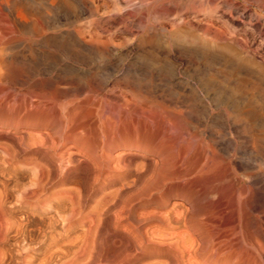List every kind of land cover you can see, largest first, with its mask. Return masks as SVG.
Masks as SVG:
<instances>
[{
  "label": "bare ground",
  "instance_id": "1",
  "mask_svg": "<svg viewBox=\"0 0 264 264\" xmlns=\"http://www.w3.org/2000/svg\"><path fill=\"white\" fill-rule=\"evenodd\" d=\"M177 1L171 2L168 0H0V83L10 84L12 81L17 80L18 82H21L23 84L24 82L26 83V81H28V83L30 82V84L28 86V93H29V95L32 96L29 98L31 100H36L35 103L32 101L31 105L29 104V106L28 105L25 106L24 111L22 108L23 113H22L21 119L24 120L26 125L29 124L32 126V127H30V130H32V132L28 135V137H26L25 134L22 132V134L18 137H12L14 135H11V137H3L4 139L2 138L3 139L2 141L6 140L7 142L15 144V146L18 149H23L24 147L26 148L27 146L39 147V148L45 149V174L40 168H38L39 165L32 168L33 172H34V174H33L34 176L32 174L31 175H32V177H34V182H32L30 184V186H32V188L31 187H30L31 189L28 188L29 190L27 192L28 198L34 199L36 201L37 205L41 204L42 207L45 206L44 207L45 211H48L50 209L54 211V213H55L54 217H57L58 220H56V218L55 219L53 218L50 220V218H49V219H47L48 222H49V220H50V222H54V223L57 221L60 225V226L55 225L56 227L59 228V231L57 230V233L58 232L59 233L56 234L57 237L56 236L52 237V240H53L52 242L56 243V246L53 244L54 247L51 248V244L49 245L51 248V252H48V254H50V256L49 255L47 256V257H49L48 259L45 257V264H48L49 261L51 264H140V263L142 264V262L145 261V256L138 250V248L135 245L123 242L124 236L120 237L119 242L118 241L116 242V240L118 239L117 238L116 240L114 239L115 242L113 240H112V242L110 241L111 242L110 244L97 245L96 247H94L93 244L90 245V243L87 241L86 236L88 235V233H90V231L93 227H92V225L87 224L86 218L89 219L90 218L89 215H91V214L88 213L89 215H87V213H83V211H81L79 209V206L77 209H79L80 211H76V205L73 202V199L71 198L70 194L67 191L62 190L60 194L55 195V192H52L50 189L51 183L55 182L58 179V177L60 176L62 168H64V169L65 168L67 169V167L68 168H80L85 173L86 172H88V173L93 172L94 173L96 171H99V170H102V169H105L106 167H108V164L111 160V157H110L111 147L110 146H113L117 143V139L114 135V128H115V126L113 125L114 122H111L110 119H107L106 117L104 118L101 116V115H104V114H101L103 111V110L101 111V108H103L102 106H100L101 101L100 102L94 101L93 103H95V102H97V103L96 104L92 103V105L90 104V101H89L90 100L89 96L91 97L90 94H92L93 92H97V91L104 89L103 85H105V84H101V82L95 83L94 74L90 71L91 70L90 68H89L90 70L85 71V73H87L86 83H90V85L92 86V87L87 86L85 88L86 93L88 95V98L85 101H83V103L77 100L78 99L77 97L80 93V92H78V87H79L78 75H80L79 74L80 71L78 70L76 65H78V63H79L78 60L80 61V59H81V56H80V54H78L77 49L82 48V49L88 51L89 53H92L93 56L100 57V56H104L107 53L106 52L107 49L112 45V42L110 40H102L98 37L99 35H96V37L95 36L93 37L92 34H94L95 32H93L91 30V32H92V34H91V32L89 31L88 28L81 27V24H79V21L82 17L91 18V17L95 16V17H97V20L94 21V23H96V24H102V19L105 16L106 17H114V18L120 17L122 19H125V21L128 18H135L138 20L137 24L139 26V27H137L138 34H135V35H138V39H137L138 45L137 46H142L143 44L150 46L151 44H153L154 39L158 35L162 36L165 39L167 38L168 40L169 39L170 40L187 39L186 41L190 40L189 42H191L192 44H194L200 48L217 49L220 52L226 54V56H227L226 62L229 65L230 62L233 63L232 61H234L238 65V73L240 76H248L249 73L247 71V67L252 68V71H254L256 74L255 75L254 72H252V74H251L252 78H254L256 81V83L254 84L255 88H257V86H258V84H259L258 82H260L261 80H263V82H264V61L257 59V56H263V58H264V0H186V2H190V3L196 4V5L198 4L196 12L197 13L205 12L206 17H208L210 19V21L212 18L211 14H212L213 10L218 9V8L221 9L223 6L225 7V5H228L227 3H229V4L232 3V4L228 5L229 6L228 12H230L228 16H230V14H232L234 11V8H233L234 5L239 6L238 10L236 12V15L241 17L240 20L241 19L244 20L245 18H249L250 23L253 26H255L254 28H251L252 30H244L243 35L245 37H248V39L250 38V42H252L251 45L249 44V46L246 44L244 45V44L240 43L239 41H238L239 43H237L236 42L237 40L236 41L233 40L230 36L231 34H228V33H230V31L227 30V28L225 29V27L223 28L222 25H224V24H221V27L223 29L227 30V32L229 31L228 33H226L225 31H219L216 29L211 30L210 29L211 27L209 28L205 25L204 26L206 28H204L203 26H200L201 28L203 27V29L198 28L196 26L194 28V27L190 26L189 22H187L185 20L182 21L183 19L181 20L182 21L181 25L174 26V28H172L170 31L165 30L160 25V22H162L160 12L163 9H168L169 6H172L173 9H177V8L181 7L182 4H180V2H177ZM45 6L47 7L46 9H45ZM222 10H224V9H222ZM187 14L190 15L191 13L190 14L187 13ZM213 15H215V14H213ZM169 16L171 18V15H169ZM169 16H168V18H169ZM34 17H39V19H42V21L39 20V22L41 21L43 23H36L35 24L34 22H32V21H34V20H32ZM45 17H46V19L50 20V24H47L49 22H46V25H47L46 27H45ZM59 17L62 18L61 21H60ZM230 17L232 18V16H230ZM168 18L166 16V18H163V20L166 21L167 23L170 22V24H171V19H168ZM214 18H216V17H214ZM196 19H197V17H196ZM198 20L199 19H197V21ZM203 22H204V20H203ZM207 22H209V21H207ZM131 23L134 24V22H131ZM201 23H199V24H201ZM226 26H227V24H226ZM227 27H229V25ZM132 28H134L133 25H132ZM231 29L232 28L230 27V30ZM47 30H51L52 32L47 33ZM106 31H108V30H106ZM101 33H102V30H101ZM103 33H105V31ZM46 34H50L49 36H55L56 35L62 40L63 39L67 40V46L69 48V54H68V57H66V59L68 61L64 64L62 69L59 68L56 71V72H61L63 70V74L67 75L65 80L62 79L63 75L59 76V75H53L51 73H49L45 79H37V76L40 75V72H41V74H45V73H43V71H42L43 69L41 68L40 64H38L39 62L37 63L38 60L36 61V58L33 57L32 51L37 50V54H38V51H40L41 49H43V48L46 49L45 48V38L47 37V36H45ZM14 35H18V37H15ZM110 35L112 36V34H110ZM111 36H110V38H111ZM112 37H114V36H112ZM133 37H135V36L133 35ZM104 38L108 39V37H104ZM115 38H117V37H115ZM116 40H118V38ZM132 40H133V38H132ZM156 40H158V39H156ZM180 41H182V40H180ZM114 45L116 47L121 46V48H122L121 43L114 44ZM99 46H101L102 48H100ZM249 47H250V49H249ZM251 47L253 49H251ZM53 48L54 47H52V49ZM12 49L16 50V53L13 54L15 56V58H18L19 56H21L20 57L21 63L24 62L23 64H25L28 68V70H27L28 75H21L19 69L12 67L14 64L12 61V58H14V57L9 55V52ZM48 49H49V47H48ZM48 49H47V51H48ZM112 52H113V50H112ZM18 53H22V54H18ZM10 54H11V52H10ZM41 55H43V54H41ZM106 55H108V54H106ZM82 58L84 59L85 57L83 56ZM231 66H232V64H231ZM20 69H21V67H20ZM227 74H228L227 72H226V74L225 73H223V74L215 73V75L213 74V77L211 75L210 80H208L206 82H202L200 79H197L195 85H197L198 88L194 87V85H193L194 89L190 90V94L194 98H196L198 96H201L202 94H206L207 89L211 88L217 92V95L221 96V94H222L221 90L225 86V83L226 84L230 83L231 89H230V92H228V93H230L229 96L235 97L238 93L239 84H241V83H237L234 81L232 82L230 80V76ZM139 77H137V78H139ZM24 79L26 81H24ZM129 79L130 78H126L124 80V82L129 83L130 82ZM132 79H135V77H133ZM143 80L144 81L147 80L146 76L143 77ZM248 80H250V79H248ZM17 81H15V82H17ZM97 82H99V81H97ZM249 82H251V81H249ZM148 84H150V82H147V85ZM63 86H65V88ZM251 88L249 87V89H251ZM129 89H131V88H129ZM241 89H245V88L241 87L240 90ZM240 92H243V91H240ZM255 92H256V94L254 95V93H253L254 97L252 96L253 97L252 101L247 106L244 105V102L243 103H236V100L232 101V100H229V98L226 99L227 100L226 102L222 100L223 102L222 101L221 102L226 105L228 112H227V115L225 117L223 115L219 116V119H220L219 122L221 124L219 130L218 131L213 130L212 129L213 127L211 126L209 129H207L206 133L204 132L205 129H204V131H202V130L200 131L201 134H204V135L206 134V138H207V142L205 141V143H207L206 150H205L206 152H205V156H202V158L204 157V160L201 163V165L199 162L200 166L197 170L192 172V170H193V168H192L191 172H189L190 169H189V171H186V172H188L187 174H184V172H183L184 176L181 174V176H183V179H181V180L183 182L187 183L189 186L190 202L188 203V205H189L188 210H186L183 207H182L183 208L182 209L180 206V208L182 209L181 212L184 209L186 210V212L184 211L185 213L183 212L184 214H182L176 210L177 208H178V210L180 209L178 207L177 203H176V205L173 206V208H171V210L172 209L176 210L179 213V214H176L175 211H173L174 215L182 214V216H184V215H186V216L182 220L180 219L181 215H180V217L175 216L176 219L178 218L180 220L176 221V222L174 221L175 226H174V234L173 235H175V236H174V238H172V239L169 238V239L171 241L174 240L175 245L172 246L171 250L168 251L169 259H168L167 264H264V94H263V90L260 88H258V90ZM144 94H147V93L144 92ZM246 94H248V93H246ZM8 95H9V93H8ZM19 96H21V95H19ZM23 96H25V95H23ZM227 96H225V97H227ZM33 97H34V99H32ZM142 97L143 96H142L141 92L139 94L137 93V96H135V101L128 103V101L124 100L121 102L122 103L121 106L125 107V110H127L128 112H134L135 111V113H136V111H138L139 114L140 113L146 114L150 109L152 110L154 108L147 109V107L145 106L146 107V109H145L139 100ZM214 98H215V96H214ZM30 99H28L27 101H29ZM167 99H168V97H167ZM232 99H234V98H232ZM243 99H245V98H243ZM11 100H13V99H11ZM207 100H209V97H208V99H206V101ZM216 100H217V98H216ZM241 100H239V101H241ZM15 101H13V102H15ZM3 102H1V104ZM20 102L21 101L16 102V103H20ZM213 102H215V101H213ZM218 102H220V101H218ZM16 103H14V105H16ZM202 103H204V102H202ZM207 103H209V102H207ZM7 105H9V104H7ZM18 105H20V104H18ZM89 105H91V107L93 106L94 108L92 107V109H89ZM12 106H13V103H12ZM202 108H203L202 112H200V113L205 115L207 108H205V107H202ZM172 109H174V108H172ZM18 110H17V113H18ZM7 111H8V109H7ZM152 111H154V110H152ZM119 112H121V111H119ZM154 112H156V110ZM154 112H152V113L154 114ZM173 112H174L173 110L172 111L164 110V112H162V115H159V116H161L160 118L165 120L167 124H170L169 127L172 126L174 128L175 127L174 124H176V123H173V122L176 121L177 119H179L180 122H182V124L180 126H183L184 128L186 127V125H190L191 121H193V115L194 114L192 115V112L190 110H185L184 112H178V113L174 112V113H176L177 116L174 115ZM124 113H125V111H124ZM124 113H123V115H124ZM149 114H151V113H149ZM157 114H160V112H158ZM138 115H136L135 118H137ZM156 115H155V117L158 116V115L157 116ZM198 115H200V114H198ZM198 115H196V116H198ZM125 116H126V114H125ZM147 116H150V115H146L145 118ZM174 116H176L177 119ZM120 117H121V115L118 117V119ZM133 117H134V115H133ZM152 117H154V115H152ZM158 117L156 119H158ZM195 118L196 117H194V119ZM120 119L122 120V118H120ZM127 119H128V117H127ZM146 119H148V118H146ZM154 119L155 118H153V121H154ZM124 120L126 121V118ZM129 120H131V119H129ZM139 120H138V122L141 124V126H139V127L146 125L147 120L144 121L143 119H140V118H139ZM148 120L151 121L150 118ZM189 120H190V122H189ZM118 121H120V120H118ZM132 121H133V119H132ZM136 121H137V119H136ZM136 121H135V123H136ZM157 121H156V123H157ZM209 121H211V120H209ZM122 122L124 123L123 120H122ZM158 123H159V121H158ZM158 123L156 124V126H159ZM171 123H173L174 126L171 125ZM116 126H118V125L116 124ZM165 126L167 127V125H164V128H165ZM131 127H133V126H131ZM229 127L231 128V131L233 130V132L236 135H238V137H237V139H239L238 141H237V139L234 140L231 137H229V135H231L228 131V130H230V129H228ZM134 128H136V125ZM150 128H151V126H150ZM152 128H153V126H152ZM162 128H163V126H162ZM128 129H131V128L129 127ZM155 129L159 130V129H157V127ZM172 129H169V130L172 131ZM175 129H174V131H175ZM138 130H140V129H138ZM156 130H154V131H156ZM160 130H161V126H160ZM115 131H116V129H115ZM161 131H163V130H161ZM171 131L170 132L166 131L167 133H164V136L167 137V135L169 133H171ZM174 131H172V133ZM92 132H94L93 135H90V133L92 134ZM137 132H139V131H137ZM131 133H132V131H131ZM155 133L156 132H154V134ZM165 134H167V135H165ZM189 134L190 133H188V135ZM197 134H198V132H197ZM162 136H163V134H162ZM200 136H202V135H200ZM123 137H124V135H123ZM170 137H168L170 139V141L174 142V144H175V142H177L175 145H176V147L179 146V147H177L178 148L177 154L180 156L183 155V157H185V156L187 157L186 154H188V153H186V151H189L188 147H184V146L180 145L181 144L180 142L183 139L180 141L181 138H179V141H175L173 139H175V137H178V136H174L172 138V135H171ZM184 137H185V135L182 138H184ZM194 138H196V135H194ZM169 139H165V140H169ZM176 140H178V139L176 138ZM162 141H164V140H162ZM184 141H185V139H184ZM203 141L201 139L202 143H203ZM160 142H161V140H160ZM172 142H171V144H172ZM186 142H188V141L186 140ZM0 143H2V142H0ZM165 144H167V143H165ZM165 144H162V147H163V145L165 146ZM171 144L169 146H172ZM177 144H179V145H177ZM169 146H167V147L169 148ZM8 147H10V146H8ZM172 147H175V146H172ZM2 148H4V147H2ZM199 148H200V146H199ZM199 148H197V150ZM169 149H171V148H169ZM192 149H190V151ZM57 151L59 153H57ZM171 151H175V150H171ZM202 152H204V151H202ZM189 153H191V152H189ZM178 155H177V158L179 157ZM197 155H196V157H197ZM183 157H181V159ZM169 158H166V159L169 160ZM177 158H176V161H178ZM202 158H201V160H202ZM113 159H114V161H116L115 163H117V165H121V164L128 163V161H129L128 159H130V158L125 157V155H123V153H119ZM185 159L186 158H184V160ZM179 160H180V157H179ZM132 161H133V158H132ZM159 161H161V160H159ZM159 161H158V163H159ZM5 162H6V160H5ZM136 163H138V162H136ZM153 163H154V161H153ZM155 163L157 164V162H155ZM178 163H179V161H178ZM164 164H165V162H164ZM180 164H182V162ZM195 164L196 163L194 162V164H192V165H195ZM136 165H139V164H136ZM155 165L152 164V167H154ZM175 165L177 166V164H175ZM115 166L116 165H114V168H117V169L119 168V167H115ZM137 167H139V166H137ZM183 167H184V164H183ZM183 167L180 169V171L184 170ZM35 168L37 170L34 171ZM141 168H143V167H141ZM195 168H196V166H195ZM13 169H14V167H13ZM175 169H176V167H175ZM135 173H136V171L134 172V174ZM137 174L139 176L140 172ZM68 177H69V175H68ZM83 177H84V175H83ZM132 177L134 178V175H132ZM141 177H142V175H141ZM169 177H171V176H169ZM166 178L168 179V177H165V179ZM176 178L174 179V177H173L174 180H176ZM161 179L162 178H160V180ZM167 179L165 181H167ZM138 182H140V181L138 180ZM138 182H136V183L138 184ZM134 184H135V182H134ZM173 184H175V183H173ZM171 185H172V183H171ZM59 186H61V185H59ZM160 187H162V186H160ZM23 190L21 191V193H23ZM20 195H19V199L21 197ZM107 199H109V198H107ZM64 202H67L69 207L63 208ZM53 203H55V205H54L55 207H53ZM31 207L32 206L30 205V208ZM37 207L38 206H33L32 208H34V210H36ZM44 210H42V211H44ZM163 214L161 213L162 216H163ZM16 216H18V215H16ZM75 216H76V218H75ZM165 216H167V215L164 214L163 218H165ZM173 217L174 216H172V218ZM27 218H28V216H27ZM92 218H90V220H88L89 221L88 223L93 224V222L95 220H93L94 218L93 219ZM21 219H23V218H21ZM31 219H33V218H31ZM170 220H171V218H170ZM12 221H13V219H12ZM168 221H169V218H168ZM50 222H49V224H50ZM7 223H5V224L7 225ZM22 223L23 222H21V224ZM1 224H2V222L0 223V225ZM21 224L18 225L16 223H13V224L9 223V225H7V227L5 226V233L9 234L10 232L13 231V233L16 234V236L17 235L21 236L20 234L23 235L24 229L21 231V227H22ZM82 224H85L88 226V228L83 227V235L81 236V234H79L80 236H78L76 234L77 236H71V232L75 229V226L82 225ZM50 225H51V227L49 226V228H51L50 230H54V226H52L53 224H50ZM167 230H169V229H167ZM171 231H172V229H171ZM154 232H156V231H154ZM157 233H155V234H157ZM160 233H158V234L160 235ZM162 233H163V231H162ZM162 233L160 236H163V238L165 240L166 238L164 237V234H162ZM164 233L166 234L165 231H164ZM172 233H170V234H172ZM8 234H6V235L8 236ZM11 236H14V235H11ZM168 236H170L169 233H168ZM168 236L166 235V237H168ZM5 237H3V238H5ZM32 241H34V240H32ZM49 241H50V239H49ZM165 241L166 242L164 244L167 245L168 239H166ZM171 241H168V245H169V242H171ZM40 242H42V241H40ZM49 243H51V242H49ZM21 244L22 243L20 242V245ZM26 244L27 243H25V246L23 245V248L21 250L22 253L20 252V256H19V257H21V259H23V262L25 261L24 263L27 262L28 255L32 251L31 247H33V246H30L32 244H30V245L29 244L26 245ZM49 246H48V248H49ZM169 246H171V244ZM34 250H36V249H34ZM1 253L3 254V252H1ZM160 256H161V254H160ZM19 257H17V258H19ZM30 258H31V256H30ZM16 260H18V259H16ZM10 261L11 260H9V262ZM146 261H148V260H146ZM17 262H16V264H17ZM161 262H158V263L157 262H149V263L143 262V264H159ZM166 262L167 261H165L164 264H166Z\"/></svg>",
  "mask_w": 264,
  "mask_h": 264
},
{
  "label": "rangeland",
  "instance_id": "2",
  "mask_svg": "<svg viewBox=\"0 0 264 264\" xmlns=\"http://www.w3.org/2000/svg\"><path fill=\"white\" fill-rule=\"evenodd\" d=\"M168 1L174 2L177 0H168ZM181 1L182 0L177 1V2H180V4H182L181 7L177 8V9H173L172 6H169L168 9H163L160 12L161 18H162L161 21L163 22V23L160 22V25L165 30L170 31L172 28H174V26L181 25L182 21L185 20V21L189 22L191 27H194V28H195V26L198 28H201L200 26H203L204 28H206L205 26H207L209 28L211 27L210 28L211 30L216 29L219 31H225L226 33H228L230 31V33H228V34H231L230 35L231 38L235 41L237 40L236 41L237 43L240 42L244 45L245 44L248 46H249V44L251 45L252 42H250V38L248 39V37H245L243 34H244V30H252L251 28H254L255 26H253L250 23L249 18H245L244 20L243 19L240 20L241 17L236 15V12H237L239 6L234 5L233 8H234L235 12L233 11V13L230 14V16H232V18L230 16H228L230 13V12H228V10H229L228 5H230L232 3H230V4L227 3L228 5H225V7L223 6L221 9L218 8V9L213 10L212 14H211L212 18L210 21V19L208 17H206L205 12H201V13L196 12L198 4L196 5V4H193L190 2H186V0H183L182 2ZM46 8L47 7L45 6V9ZM222 9H224V10H222ZM187 13H189V14L191 13V14L188 15ZM213 14H215V15H213ZM169 15H171V18ZM166 16H167V18L169 16L168 19H171V24L173 26L170 24V22L167 23L166 21L163 20V18H166ZM196 17H197V19H199L198 20L199 22L197 21ZM214 17H216V18H214ZM59 19L61 21L62 18L59 17ZM32 20H34V21H32ZM32 20L31 21L34 22L35 24L36 23H43V22H41L42 19H39V17H34ZM39 20H41V21L39 22ZM95 20H97V17H95V16H93L91 18L82 17L79 21V24H81V27H83V28H88L90 32H91V30L93 32H95L94 34H92V32H91L93 37L94 36L96 37V35H99L98 37L102 40H110L112 42V45L106 51L107 52L106 54H108V55L105 54L104 56H100V57L93 56L92 53H89L88 51H86L82 48L77 49L78 54H80V56H81L80 61L78 60V62H79L78 65H76V67L80 71L79 72L80 75H78V83H79L78 92H80V93L77 97L78 98L77 100L83 103V101H85L88 98V95L86 93L85 88L87 86L88 87H92V86L90 85V83H86L87 73H85V71L91 69L90 71L94 74L95 83L101 82V84H105V85H103L104 89L97 91V92H93L92 94H90L91 95V97L89 96L90 104L92 105V103L94 101H97V102L101 101L100 106L103 107V108H101V111L103 110L101 114H104L101 116L104 118L106 117L107 119H110L111 122H114L113 123V125L115 126L114 135L117 139V143L113 146H110L111 147V151H110L111 155L110 154L109 155L111 157V160L108 164V167H106L105 169L96 171L94 173L93 172H91V173L86 172L85 173L80 168H68V167H67V169L62 168L60 176L58 177V179L55 182L51 183L50 189L52 192H55V195L60 194L62 190L67 191L70 194L71 198L73 199V202L76 205V211L81 210V211H83V213H87V215H89L88 213H90L92 215V216L89 215V217L94 218V219L92 218L93 220H95L93 222V224L88 223L89 222L88 220H90V218L89 219L86 218L87 224L92 225V227H93L91 229L90 233H88V235L86 236L87 241L90 243V245L93 244V246L96 247L97 245L110 244L112 242V240L115 242V240L117 238L118 239L116 240V242L117 241L119 242L120 237L124 236L123 242L135 245L138 248V250L145 256V261H143V262H145V263L146 262L147 263L157 262L158 263V262L162 261L163 263L161 262L159 264H164V262L167 261L166 262V264H167L168 259H169L168 251L171 250L172 246L175 245V241L172 240L173 241L172 242L169 238H171V239L174 238L175 235H173V234H174L175 222L179 221L180 219L182 220L186 216V215L182 216V214H184L186 212V210H188V207H189L188 203L190 202L189 186L187 183L183 182L181 179H183L184 174L188 173L186 171H189V169H190L189 172H191V169L193 168V170H192V172H193L199 168V166L201 165V163L204 160V157L202 158V156H205V152H206L205 151L206 146H207V143H205V141L207 142L206 134L205 135L201 134L200 131L201 130L204 131V129H205L204 132L206 133L207 129H209L211 126L213 127L212 128L213 130L218 131L220 128V125H221L219 122V120H220L219 116L223 115L225 117L227 115V112H228L226 105L222 102L223 101L226 102L227 101L226 99L229 98V100H232V101L236 100V103H243L244 102V105L247 106L252 101V98L254 97L253 93L255 95L256 94L255 91H257L258 88L262 89L263 94H264V82H263V80H261L260 82H258L259 87L257 86V88H255L254 84L256 83V81L251 76L252 72H254V71H252V68L247 67V71L249 73L248 76H240L238 73V65L234 61H232L233 63L230 62L229 65L226 62L227 61L226 54L220 52L217 49L200 48V47L192 44L191 42H189L190 40L186 41L187 39H180L182 41L170 40V39L168 40L167 38L165 39L162 36L158 35L154 39L153 44H151L150 46L146 45V44H143L142 46H137L138 45V43H137L138 35H135V34H138L137 27H139V26L137 24L138 20L135 18H128L125 21V19H122L120 17L114 18V17H106L105 16L102 19V24L94 23ZM203 20H204V22H203ZM207 21H209V22H207ZM46 22H49L47 24H50V20L46 19V17H45V27L47 26ZM131 22H134V24ZM199 23H201V24H199ZM208 23L209 24L211 23V24L209 25ZM221 24H224V25H222L223 28L225 27V29L227 28V30H229V31L227 32V30L223 29L221 27ZM226 24H227V26L229 25V27H227ZM132 25L134 28H132ZM203 27L201 29H203ZM230 27L232 28L231 30H230ZM101 30H102V33H101ZM103 30L105 31V33H103L104 32ZM106 30H108V31H106ZM51 32H52L51 30H47V33H51ZM110 34H112V36H114V37H112ZM49 35L50 34L45 35V36H47L45 38V48L46 49H44V48L41 49L40 51H38V54H37V50L32 51L33 57L36 58V61L38 60L37 63L39 62L38 64H40L41 68L43 69L42 70L43 73L46 74V75L41 74V72H40V75H38L39 77L37 76V79H45L47 77V75L49 73H51L53 75H59V76L63 75L62 79L65 80L67 75L63 74V70L61 72H56V71L59 68L62 69L64 64L68 61L66 59V57H68V54H69V48L67 46V40L66 39L62 40L56 35L55 36H49ZM133 35L135 37H133ZM14 36L18 37V35H14ZM110 36H111V38H110ZM104 37H108V39L104 38ZM115 37H117L118 40H116L117 38H115ZM132 38H133V40H132ZM156 39H158V40H156ZM118 43H121L122 48H121V46L116 47L114 45V44H118ZM48 47H49V49H48ZM52 47H54V48L52 49ZM99 47L102 48L101 46H99ZM55 48L56 49L58 48V49L56 50ZM47 49L49 52L47 51ZM249 49H250V47H249ZM251 49H253V48L251 47ZM112 50H113V52H112ZM10 52H11V54H10ZM10 52H9V55L14 57V58H12V61L14 63L12 67L19 69L21 75H28V71H27L28 68L25 64H23L24 62L21 63V60H20L21 56H19L18 58H15V56L13 54L16 53V50H14V49H12ZM18 54H22V53H18ZM41 54H43V55H41ZM83 56L85 57L84 58L85 60L82 58ZM257 59L264 61L263 56H257ZM231 64H232V66H231ZM20 67H21V69H20ZM214 72L217 74H223V73L226 74V72H227L228 73L227 75L230 76V80L232 82L234 81L237 83H241V84H239L238 93L236 95L237 97L236 96L235 97L229 96L230 93H228V92H230V89H231L230 83L229 84L225 83V86L221 90V93H222L221 96L217 95V92L211 88L207 89L206 94H202L201 96H198L196 98H194L190 94V90H193L194 87H197V85H195L197 79H200L202 82H206V81L210 80L211 75H212V77H213V74L215 75ZM254 74H255V72H254ZM139 76L140 77L142 76V77L140 78ZM144 76H146V78H147L146 81L143 80ZM133 77H135V79H132ZM137 77H139V78H137ZM126 78H130L129 83L124 82V80ZM248 79H250V80H248ZM15 81H17V80L12 81L10 84L0 83V86H1L0 87V100H1L0 101V105H1L0 106V125H1L0 126V142L3 143V144L0 143V146H1L0 147V196H1L0 197V223L2 222V224L0 225V264H16V262L18 260L19 261L17 262V264H23L25 261L23 262V259H21V257H19V256H20V252L22 253L21 250L23 248V245L25 246V243H27L26 245L32 244L30 246H33V247H31L32 251L29 253L28 258H27L28 260L24 264H28V263L29 264H42L43 262H44L43 264H45V257L48 259L49 257H47V256L48 255L50 256V254H48V252H51V248L54 247V245L56 246V243L52 242L53 241L52 237H55L56 234L59 233V232L57 233V230L59 231V228L56 227L55 225H57V226H60V225L56 221V220H58L57 217H54L55 213L53 210L50 209L51 211L50 210L45 211L44 210L45 206L42 207L41 204L37 205V203L34 199H30L27 196L28 190L32 188V186H30V184L32 182H34V177H32L34 172H33L32 168L39 165L38 168H40L45 174V149L39 148V147H30V146H27L26 148L24 147L23 149H18L15 146V144L7 142L6 140L2 141L4 139L3 137H11V135H14L12 137H18L22 134V132L25 134L26 137H28V135L32 132V130H30V127H32V126L29 124L26 125L24 120L21 119V116H22V113L24 111L25 106H27V105L29 106V104L31 105L32 101L34 103L36 101V100H31L29 98V97H32L28 93V86H29L30 82L28 83V81H26L25 79H24V81H26V83L24 82L25 84L24 83L22 84L21 82H18V81L15 82ZM97 81H99V82H97ZM249 81H251V82H249ZM147 82H150V84L147 85ZM193 85H194V87H193ZM63 87L65 88V86H63ZM241 87H243L245 89L240 90ZM249 87L250 88L252 87V88L249 89ZM129 88H131V89H129ZM240 91H243V92H240ZM140 92L142 93V96H143L142 98L139 99L142 106H144L145 109H146V107H147V109L154 108L152 110H154V111L156 110V112H154L150 109L147 112L148 114L147 113L146 114H141V113L139 114L138 111H136V113H137L136 114L135 111L134 112H128L127 110H125V107L121 106V104H122L121 102L124 100L128 101V103L135 101V96H137V93L139 94ZM144 92H146L147 94H144ZM8 93H9V95H8ZM246 93H248V94H246ZM19 95H21L22 97ZM23 95H25L26 97ZM207 96L209 97V100L206 101V99H208ZM214 96H215V98H214ZM225 96H227V97H225ZM167 97H168V99H167ZM216 98H217V100H216ZM232 98H234V99H232ZM243 98H245V99H243ZM11 99H13V100H11ZM28 99H30L31 101L30 100L27 101ZM32 99H34V97ZM2 100L3 101L5 100V101L3 102ZM239 100H241V101H239ZM13 101H15V102H13ZM19 101H21V102L16 103ZM213 101H215V102H213ZM218 101H220V102H218ZM1 102H3V103L1 104ZM97 102H95L93 104H96ZM202 102H204V103H202ZM207 102H209V103H207ZM12 103H13V106H12ZM14 103H16V105H14ZM7 104H9V105H7ZM18 104H20L21 106ZM91 105H89V109H92L93 106L91 107ZM202 107L207 108L206 114H205L206 116L204 114L200 113V112H202V109H203ZM22 108H23V111H22ZM172 108H174V109H172ZM7 109H8V111H7ZM17 110H18V113H17ZM164 110H168V111L173 110L176 113L184 112L185 110H190L192 112V115L194 114L193 115V121H191L190 125H186V127L184 128L183 126H180L182 124V122H180V120L177 119L176 113L173 112L174 115H176L174 117L177 120L176 121L173 120L174 121L173 123H176V124H174L175 125L174 128L171 126L173 128L172 129L171 127H169L170 124H167L166 121L161 119L160 118L161 116H159V115H162V112H164ZM119 111H121V112H119ZM124 111H125V113H124ZM151 111L154 112V114ZM158 112H160V114H157ZM123 113H124V115H123ZM134 113L136 115L139 114L137 116V118H135L136 115ZM149 113H151V114H149ZM125 114H126V116H125ZM198 114H200L202 117ZM120 115H121L120 118H122L124 123L122 122V120L120 118L118 119V117ZM133 115H134V117H133ZM146 115L151 116V117L147 116L146 118H148V119L150 118L152 122L145 118ZM152 115H154V117H152ZM155 115L158 117V119H156L157 117H155ZM196 115H198V116H196ZM127 117H128V119H127ZM194 117H196V118L194 119ZM125 118H126V121L124 120ZM139 118L143 119L144 121L147 120L146 125H145L146 127L145 126H142L143 128L139 127V126H141V124L138 122ZM153 118H155L154 121L155 120L159 121L160 124L157 121L159 126H156L157 123H156V121L155 122L153 121ZM129 119H131V120H129ZM132 119H133V121H132ZM136 119H137V121H136ZM116 120L117 121L120 120V121L117 122ZM134 120L136 121L137 124L135 123ZM209 120H211V121H209ZM189 122H190V120H189ZM173 123H171V125H173ZM116 124L118 126H116ZM163 124L167 125V127L165 126L166 129L164 128ZM135 125H136V128H134ZM131 126H133V127H131ZM150 126H151V128L153 126V128H152L153 130L150 128ZM160 126H161V130H163V131L160 130ZM162 126H163V128H162ZM129 127L131 129H128ZM156 127L160 131L156 130L155 129ZM115 129H116V131H115ZM138 129H140V130H138ZM169 129H172V131H174V129H175V131L173 132L175 135ZM228 129H230L228 131L231 134V135H229V137H231L234 140L237 139L238 135H236L233 132V130L231 131L230 127ZM136 130L139 132H137ZM154 130H156V131H154ZM195 130L198 132V134L199 133L200 134L198 135ZM131 131H132V133H131ZM166 131L167 132L171 131V133H169L168 135L165 134V135H167V137L164 136V133H167ZM154 132H156V133L154 134ZM93 133L94 132H92V134L90 133V135H93ZM188 133H190V134L188 135ZM162 134H163V136H162ZM170 134L172 135V138L174 136H178V137H175V139H173L175 141H179V138H181L180 141L183 139L180 142L181 144L179 142L178 143L181 146L188 147L189 151H186V153H188V154L185 153L187 155V157L185 155H184L185 157H183V155L180 156L177 154V150H178L177 147H179V146L176 147L175 144L177 142H175V144H174V142L170 141V139L168 138L171 136ZM193 134L196 135L197 139L194 138ZM123 135H124V137H123ZM184 135H185V137L182 138ZM200 135H202V136H200ZM158 138L161 140V142ZM176 138L178 140H176ZM165 139H169V140H165ZM184 139H185V141H184ZM201 139H202V141L204 140L203 143L201 142ZM162 140H164V141H162ZM186 140L189 143L186 142ZM238 140L239 139H237V141ZM171 142H172V144H171ZM165 143H167V144H165ZM169 143L175 147L169 146L170 145ZM162 144H165V146L163 145L164 148L162 147ZM179 144H177V145H179ZM7 145L10 147H8ZM198 145L200 146L201 149L199 148ZM167 146H169V148H171V149H169ZM2 147H4V148H2ZM197 148H199L198 149L199 151L197 150ZM190 149H192V150L190 151ZM171 150H175V151H171ZM202 151H204V152H202ZM189 152H191V153H189ZM57 153H59V152L57 151ZM119 153H123V155H125V157L130 158V159H128L129 160L128 163L121 164V165H117V163H115L116 161H114L113 158ZM177 155L180 157V160H179V157L177 158ZM196 155H197V157H196ZM175 157L177 158L179 163H178V161H176ZM181 157H183V158L181 159ZM132 158H133V161H132ZM166 158H169V160ZM184 158H186V159L184 160ZM201 158H202V160H201ZM5 160L7 163L5 162ZM159 160H161V161H159ZM153 161H154V163L157 162V164L155 163L156 164L155 165L153 163ZM158 161H159V163H158ZM136 162H138V163H136ZM164 162L166 165L164 164ZM181 162H182V164H180ZM194 162L196 164L192 165V164H194ZM199 162H200V165H199ZM151 163L155 166L152 167ZM136 164H139V165H136ZM175 164H177V166ZM183 164H184V167H183ZM114 165H116L115 167H119V168L118 169L114 168ZM137 166H139V167H137ZM174 166L176 167V169ZM195 166H196V168H195ZM13 167H14V169H13ZM141 167H143V168H141ZM182 167L184 168V170L180 171V169ZM36 168L34 169V171L37 170ZM135 171H136V173L134 174ZM138 171L140 172L139 176L137 174V173H139ZM183 172H184V174H183ZM181 174L183 176H181ZM68 175H69V177H68ZM83 175H84V177H83ZM132 175H134V178L132 177ZM141 175H142V177H141ZM169 176H171V177H169ZM165 177H168V179L166 178L167 181H165L166 180ZM173 177H174V179L177 177L176 180H174ZM160 178H162V179L160 180ZM138 180L140 182H138ZM134 182L136 185L134 184ZM136 182H138V184ZM171 183H172V185H171ZM173 183H175V184H173ZM59 185H61V186H59ZM160 186H162V187H160ZM22 190H23V193H21ZM19 195L21 196L20 199H19ZM107 198H109V199H107ZM176 203H177L179 208L181 206V208L183 207L186 209V210L184 209L182 212H181V210L183 208L182 209L180 208L179 210H178V208L176 209L178 212L182 213V214H180L181 215L180 219L175 218V216L180 217V215H174L173 211H175L176 214H179V213L176 210H173V209L171 210V208H173V206L176 205ZM30 205L32 207L33 206H38V207L36 210H34V208H32V207L30 208ZM54 205H55V203H53V207H55ZM78 206H79L80 210L77 209ZM65 207L66 208L69 207L67 202L63 203V208H65ZM42 210H44V211H42ZM161 213L162 214L164 213L167 216H165V218H163L164 214L162 216ZM16 215H18V216H16ZM27 216H28V218H27ZM172 216H174V217L172 218ZM21 218H23V219H21ZM31 218H33V219H31ZM49 218H50V220L53 218L54 219L56 218L55 221L57 223L56 222L55 223L50 222V220H49L50 224H53L52 226H54V230H50L51 228H49V226L51 227V225L49 224V222L47 220ZM75 218H76V216H75ZM168 218H169V221H168ZM170 218H171V220H170ZM12 219H13V221H12ZM21 222H23V223L21 224ZM5 223H7V225H9V223L10 224L16 223L18 225L21 224V226H22L21 231L24 229L23 235L20 234L21 236H19V235L16 236V234H14L13 231L10 232L9 234L5 233V226L7 227V225ZM84 225L85 224L75 226V229L71 232V236H77V235L80 236L79 234H81V236H82L83 235V227L88 228L87 225H85V226ZM167 229H169V230H167ZM171 229H172V231H171ZM152 231L153 232L156 231V232L153 233ZM162 231H163V233H162ZM164 231L166 232V234L164 233ZM157 232L158 233L161 232L162 234H164V237L166 239H168V241H171V242H169V245L171 244V246L168 245V241H167L168 246L166 244H164L166 242L165 241L166 239L164 240L163 236H160L161 233L159 235ZM167 232L169 233L170 236H168ZM155 233H157V234H155ZM170 233H172V234H170ZM6 234H8V236ZM10 234L14 235V236H11ZM166 235L168 237H166ZM3 237H5V238H3ZM49 239H50V241H49ZM32 240H34V241H32ZM40 241H42V242H40ZM20 242L22 243L21 244L22 246L20 245ZM49 242H51V243H49ZM50 244H51V248L49 246ZM47 245L49 246V248ZM34 249H36V250H34ZM1 252H3V254ZM160 254H161V256H160ZM30 256H31V258H30ZM17 257H19V258H17ZM16 259H18V260H16ZM9 260H11V261L9 262ZM146 260H148V261H146ZM143 262H142V264H143ZM48 264H51L50 261L48 262Z\"/></svg>",
  "mask_w": 264,
  "mask_h": 264
}]
</instances>
